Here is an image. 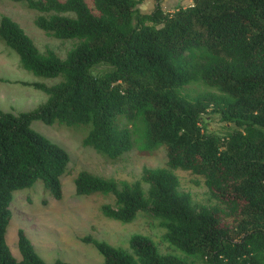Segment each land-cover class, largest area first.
Instances as JSON below:
<instances>
[{
  "label": "trees",
  "instance_id": "obj_1",
  "mask_svg": "<svg viewBox=\"0 0 264 264\" xmlns=\"http://www.w3.org/2000/svg\"><path fill=\"white\" fill-rule=\"evenodd\" d=\"M38 14L34 24L47 35L75 39L64 57L40 51L23 28L0 14V39L37 76L61 77L47 85L45 100L29 111L0 109V264L45 262L20 228L16 259L6 241L15 191L42 183L54 199L62 195L67 151L30 126L89 125L83 145L116 159L132 148L166 150V166L142 168L128 182L80 170L73 178L78 195L111 194L115 205L101 212L129 222L140 212L160 218L167 241L202 264H264V0H192L166 12L154 0H13ZM104 68L97 74L92 69ZM202 83L209 89L190 93ZM234 127L219 135L206 128L208 115ZM173 168L203 175L224 208L194 207L178 192ZM233 214L234 224L220 213ZM103 257L100 264H193L159 253L141 233L128 238L132 253L84 235Z\"/></svg>",
  "mask_w": 264,
  "mask_h": 264
},
{
  "label": "rangeland",
  "instance_id": "obj_2",
  "mask_svg": "<svg viewBox=\"0 0 264 264\" xmlns=\"http://www.w3.org/2000/svg\"><path fill=\"white\" fill-rule=\"evenodd\" d=\"M92 6L91 0H86ZM160 6L166 12L177 7H185L192 0H159ZM142 12H150L154 0H142L138 5ZM0 14H6L23 28L40 51L52 49L59 57H64L77 40L59 39L47 35L34 24L38 12L26 6L24 2L0 0ZM104 65L92 69L99 73ZM61 77H42L24 69L16 52L0 39V109L4 111H29L41 104L46 94L23 82L40 81L50 85ZM209 89L202 83H193L187 87L190 93ZM30 126L62 146L69 155L66 170L61 176L62 195L54 199L44 190L42 183L37 181L32 187L15 191L10 203L11 217L6 228L5 241L16 259H20L17 248V231L22 229L29 238L38 255L47 263L61 259L70 264H100L102 255L91 244L81 240L84 235H91L98 240L132 253L128 245L131 234L141 233L148 236L155 244L159 253L173 254L187 262L202 264L198 254H187L170 244L166 237V229L161 225L160 218L144 211L138 212L129 222L106 217L101 212L102 204L115 205L111 194L95 192L89 195L75 193L73 178L80 170L111 177L116 180L133 182L139 180L146 194L147 185L140 177L142 168L166 166V150L160 146L152 151H140L132 148L116 159H109L102 152L94 150L89 145L82 144L89 125L76 124L65 126L61 123L48 125L39 119L31 121ZM234 126L221 120L216 113H210L206 128L222 135ZM178 179V192H186L194 207L217 206L224 208L212 195L204 183L201 174L188 169H171ZM220 213L222 222L234 224V215ZM264 228V222L260 223Z\"/></svg>",
  "mask_w": 264,
  "mask_h": 264
}]
</instances>
